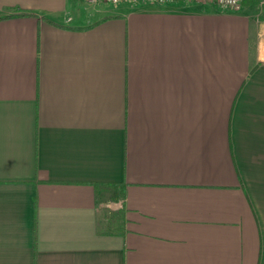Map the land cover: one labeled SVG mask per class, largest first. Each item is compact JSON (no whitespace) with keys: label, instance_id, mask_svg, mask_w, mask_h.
Segmentation results:
<instances>
[{"label":"crops","instance_id":"0c3cea01","mask_svg":"<svg viewBox=\"0 0 264 264\" xmlns=\"http://www.w3.org/2000/svg\"><path fill=\"white\" fill-rule=\"evenodd\" d=\"M264 0H0V264H264Z\"/></svg>","mask_w":264,"mask_h":264},{"label":"built area","instance_id":"2783aa9c","mask_svg":"<svg viewBox=\"0 0 264 264\" xmlns=\"http://www.w3.org/2000/svg\"><path fill=\"white\" fill-rule=\"evenodd\" d=\"M87 3H98V2H106V3H118L123 0H84ZM157 1H164V0H157ZM184 1H200V2H206L211 1L218 3L219 5H222L224 7H231V8H239L241 5V0H184Z\"/></svg>","mask_w":264,"mask_h":264},{"label":"rangeland","instance_id":"374dc122","mask_svg":"<svg viewBox=\"0 0 264 264\" xmlns=\"http://www.w3.org/2000/svg\"><path fill=\"white\" fill-rule=\"evenodd\" d=\"M259 46L261 47V49L264 51V41H261Z\"/></svg>","mask_w":264,"mask_h":264},{"label":"trees","instance_id":"16d2710c","mask_svg":"<svg viewBox=\"0 0 264 264\" xmlns=\"http://www.w3.org/2000/svg\"><path fill=\"white\" fill-rule=\"evenodd\" d=\"M242 2H257L258 0H241Z\"/></svg>","mask_w":264,"mask_h":264}]
</instances>
